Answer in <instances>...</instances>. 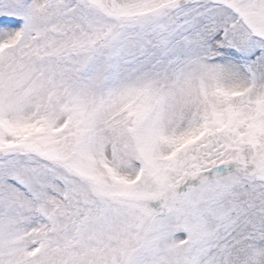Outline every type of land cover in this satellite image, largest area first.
I'll return each instance as SVG.
<instances>
[{"label": "snow or ice", "instance_id": "snow-or-ice-1", "mask_svg": "<svg viewBox=\"0 0 264 264\" xmlns=\"http://www.w3.org/2000/svg\"><path fill=\"white\" fill-rule=\"evenodd\" d=\"M0 264H264V0H0Z\"/></svg>", "mask_w": 264, "mask_h": 264}]
</instances>
